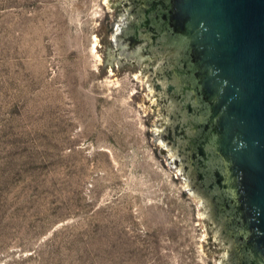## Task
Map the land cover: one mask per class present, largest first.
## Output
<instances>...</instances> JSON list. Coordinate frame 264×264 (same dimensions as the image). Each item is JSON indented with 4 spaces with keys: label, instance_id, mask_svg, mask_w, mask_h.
Returning <instances> with one entry per match:
<instances>
[{
    "label": "rangeland",
    "instance_id": "rangeland-1",
    "mask_svg": "<svg viewBox=\"0 0 264 264\" xmlns=\"http://www.w3.org/2000/svg\"><path fill=\"white\" fill-rule=\"evenodd\" d=\"M129 11L0 0V264H235Z\"/></svg>",
    "mask_w": 264,
    "mask_h": 264
},
{
    "label": "water",
    "instance_id": "water-1",
    "mask_svg": "<svg viewBox=\"0 0 264 264\" xmlns=\"http://www.w3.org/2000/svg\"><path fill=\"white\" fill-rule=\"evenodd\" d=\"M126 35L178 101L239 264H264V0H130Z\"/></svg>",
    "mask_w": 264,
    "mask_h": 264
},
{
    "label": "flooded vegetation",
    "instance_id": "flooded-vegetation-1",
    "mask_svg": "<svg viewBox=\"0 0 264 264\" xmlns=\"http://www.w3.org/2000/svg\"><path fill=\"white\" fill-rule=\"evenodd\" d=\"M124 29V28H123ZM121 31V33H119L121 35L122 38V43L123 44H128V47L124 49L125 53H129V52H133V51H137L139 50L137 45L131 43L128 41L127 35H126V25H125V29L124 31ZM143 51H145L144 49H142ZM147 52V51H145ZM148 54V53H147ZM167 93L169 95V97L171 98V95L167 89ZM172 99V98H171ZM174 100V99H173ZM177 103L178 106V101L174 100ZM172 120L175 122L173 127H169V129L167 130V135L166 138L167 140L174 145H177V147H179L180 152L182 153V155L184 156V163H185V171L189 172L192 176V181L194 183V187L205 197V199L208 201L211 211L215 217V219H217V221L221 222L218 210H217V206L212 194V191L202 188L200 187V183H199V179H198V175H197V171H196V167L194 164V160L193 157L190 155V153L188 152V150L185 148V146L183 145V143L180 141V139L177 137V135L175 134L176 131L181 127L182 123H181V117H180V112H179V106L177 109V113L176 115L172 116ZM178 141L180 142L181 145H179ZM223 232L225 234V236L231 241L223 223ZM232 243V241H231ZM232 249H233V261L235 262V264H239L238 258H237V253L236 250L234 248V245L232 243Z\"/></svg>",
    "mask_w": 264,
    "mask_h": 264
},
{
    "label": "bare ground",
    "instance_id": "bare-ground-1",
    "mask_svg": "<svg viewBox=\"0 0 264 264\" xmlns=\"http://www.w3.org/2000/svg\"><path fill=\"white\" fill-rule=\"evenodd\" d=\"M118 34H119V32L116 31V33L114 34V39H115V36L118 35ZM154 130H156V127L154 128Z\"/></svg>",
    "mask_w": 264,
    "mask_h": 264
}]
</instances>
